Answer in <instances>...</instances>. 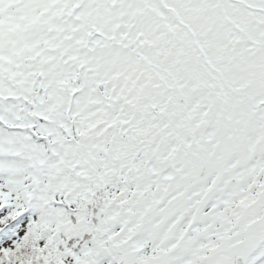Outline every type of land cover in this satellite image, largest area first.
<instances>
[{
	"label": "snow or ice",
	"instance_id": "6c2138e0",
	"mask_svg": "<svg viewBox=\"0 0 264 264\" xmlns=\"http://www.w3.org/2000/svg\"><path fill=\"white\" fill-rule=\"evenodd\" d=\"M0 264H264V0H0Z\"/></svg>",
	"mask_w": 264,
	"mask_h": 264
}]
</instances>
